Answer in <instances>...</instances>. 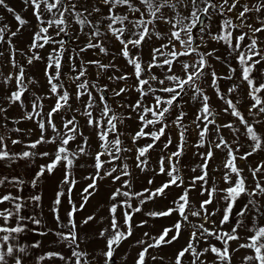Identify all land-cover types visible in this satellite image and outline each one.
Returning <instances> with one entry per match:
<instances>
[{"label":"snow or ice","instance_id":"snow-or-ice-1","mask_svg":"<svg viewBox=\"0 0 264 264\" xmlns=\"http://www.w3.org/2000/svg\"><path fill=\"white\" fill-rule=\"evenodd\" d=\"M23 4L26 6L25 11L31 9L36 21V28L27 45V51L17 48L11 38L17 37L28 21L5 0H0V7L12 14L17 23L15 31H12L7 24L0 26V44L7 45L6 62L14 69L7 75L0 73V84L4 86L14 84V90L8 88L4 100L9 106L18 105L24 109L21 117L13 123L33 121L39 130V137L25 144L27 150L12 153L7 149L6 143L10 137L0 135V161H15L36 156L50 158L47 164L39 166L31 180L32 187H36L45 174L51 175L57 167H63L61 187L55 193L50 208L56 228L38 232L33 228L31 231L40 236L52 233L58 242L70 249L68 257L60 252H46L37 257V264L52 258H57L64 264H99L97 257L102 259L103 264H113L116 249L122 241L133 234L131 223L133 214L141 211V207H133L131 201L137 199L139 205H143L157 197L165 196L167 190L172 187L183 189L172 201V206L161 211H150L146 215L160 218L175 214L178 218L171 226L163 228L157 236L144 233L151 242L143 239L137 241L142 247L137 254L135 264H146L150 249L173 245L179 241L185 231L188 232L187 241L175 252L172 264H185L186 258L188 264H232L233 254L241 249L249 252L242 258L243 264H264V223L260 222L264 219V161L248 169L253 180L251 188L243 175L244 170L237 165V160H247L253 154L264 151V135L258 132L256 127L264 124V119H261L264 117V46H262L264 41L260 36L264 34V0H254L253 3H242L241 0H219V2L217 0H94L91 5L88 4V0L83 4L80 0H23ZM103 9H107L106 13ZM213 15L221 17L215 33L212 32L210 24L200 27L205 17L210 21ZM2 20L3 17H0V21ZM253 20L254 23L249 22ZM160 24L168 26L166 33L162 34L158 31ZM73 25L78 28L73 30ZM197 28H199L198 38L194 32ZM81 36L86 37V42L78 49L72 47L69 50L66 40L71 42L75 38L79 41ZM205 37L225 46L227 57L216 55L219 48L204 50L207 49L208 44V39ZM153 38L161 43L151 48L149 60L144 61L142 58L144 44ZM113 41L120 46L118 55L132 69L130 73L122 72L120 75L113 73L108 76L110 81L124 84L122 87L111 89L113 98L129 92L138 95L135 103L117 105L119 108L127 107L130 113H135V119L138 121L137 130L130 134L132 147L125 146L122 139L125 134L120 131V126L125 120L133 119V116L115 110L106 98L108 86L98 83L100 77L107 74L110 69L119 71L114 62L115 57L105 64L101 60H85L82 55L89 50H96L97 54L107 56L109 53L105 45ZM46 46L53 47L45 59L37 50ZM17 54L24 57L29 66L36 61L45 64L47 93L43 96L33 93L28 104H25V94L30 91L29 85H34L36 81L27 76L24 64L17 60ZM5 55V51L0 50V57ZM66 56L69 62L67 74L63 72ZM228 58L235 61V67L228 63ZM77 59L80 61L79 64L76 63ZM210 59L225 64L228 74L219 75L214 65L210 63ZM89 65L95 66L98 70L96 80L88 78ZM154 69H159L160 75H157ZM257 72L259 76L255 75ZM65 75L69 84H65L62 79ZM130 79L131 84L128 83ZM234 79L239 83H232L226 92L221 89L219 83L221 80ZM205 85L211 87L217 98L223 102L224 107L220 111L213 109ZM244 86L250 101L247 105L248 116H245L238 107L240 100L234 102L231 98L234 93L243 90ZM70 87H74V93L69 91ZM93 91L97 95H94ZM73 96L80 104L74 110L71 104ZM84 97L86 99H83ZM185 97L188 99L185 100ZM146 98H150L151 103L146 104ZM45 99L54 100L46 113L43 103ZM189 102L199 105L195 119L192 121L198 135L194 147L200 149L207 145V150L197 153L202 158L197 166L200 175L192 178L188 188H183L184 180L180 173L179 159L184 154L188 131L184 124L187 115L184 104ZM66 110L74 111L76 114L70 118L62 115V127L58 128L54 118ZM174 110L176 114L169 120ZM8 111V107L0 105V116H3L5 128L9 119ZM221 112L235 118L239 125L243 126V132L241 133V129L233 122L218 123L217 117ZM77 114L85 119V125L94 132L98 150H89L91 147L89 137L84 135ZM170 126L177 129L179 142L176 151L170 152L167 156H160L157 173L165 175L167 179L155 189L145 188L140 192L131 191L130 180H123L120 187L109 196L111 201L108 206L109 225L98 232L99 238L105 242L104 247L95 257L90 258V254L80 248L79 226L75 214L84 209L89 198L98 189V181L109 178L116 183L123 177L131 176L128 163H117L128 159L123 155L124 153L134 151L135 167L145 171L149 164L148 153L162 137L167 135ZM49 129L53 133L51 136L47 135ZM213 129L218 139L209 141L208 135ZM222 129L232 132L234 139L231 143L222 135ZM8 131L19 134L22 129L16 127ZM31 131L29 129V132ZM238 133L249 141V150L240 155L238 153L241 152V148L233 147L234 144H238ZM78 138H80L79 142H77ZM142 139L151 142L140 145L138 142ZM74 142L76 147L72 148L71 144ZM11 143L17 145L22 141L11 139ZM42 144L54 145V151L36 152L35 150ZM171 144L172 139L169 136L163 145L164 149ZM217 150L225 154L221 179L226 187L218 188L215 183L211 187H205L208 183L209 162ZM82 156H88L93 161L91 167L94 171L84 177L91 182L80 193L82 202L77 206L72 200L73 188L77 183L73 177V169ZM5 183L12 184L17 191L22 192L21 186L25 181L17 177L0 178V185ZM152 183V180L148 181V184ZM198 183L201 186L200 195H206L207 199L200 200L196 206L192 204L189 192ZM63 186H67L66 190ZM65 195L70 205L65 213L66 222L60 216L62 197ZM120 197L124 199L119 200ZM242 197H246L247 200L236 210L237 202ZM28 199L38 205L41 196L32 195ZM216 199L223 202V207L209 212L208 206ZM4 203L10 206L0 209V264H24L28 249H35L41 245L39 241L31 245L20 244V237L29 231V223L40 226L42 221L34 216L22 214L26 206L22 195L4 194L0 196V204ZM118 209H124L123 227L117 217ZM218 212L222 215L217 223L211 218ZM191 218H196V222ZM95 219V215H88L80 224L88 225ZM146 223L147 221H142L137 226L143 227ZM207 224H211V227L206 226ZM226 224L231 225L230 230H224L223 226ZM241 230L245 235H241ZM213 240L219 242L220 246L212 243ZM241 240L244 242L238 243L237 248L231 247V242ZM202 242L206 245L203 248L200 247ZM159 259L162 261L163 257ZM152 260H157V257L153 256Z\"/></svg>","mask_w":264,"mask_h":264},{"label":"rangeland","instance_id":"rangeland-1","mask_svg":"<svg viewBox=\"0 0 264 264\" xmlns=\"http://www.w3.org/2000/svg\"><path fill=\"white\" fill-rule=\"evenodd\" d=\"M5 2L12 8L15 9L17 13H19L24 19L28 21V24L24 26V28L21 30L20 33H18L17 37L11 38L13 43L16 45L17 48L27 51V45L30 43V39L32 36L33 31L36 28V21L32 15L31 9L25 11L26 6L23 4V0H5ZM85 0H80V3L83 4ZM94 2V0H88V4L91 5ZM219 2V0H217ZM242 3H253L254 0H241ZM103 11L106 13L107 9H103ZM239 11V9H237ZM234 15V14H232ZM0 17H3V20L0 21V26L3 24H7L9 28L12 31L16 30L17 23L15 22L12 14L8 13L6 9L3 7H0ZM221 22V17L218 15H213L212 19L209 21L207 18H205L204 23L200 27H205L206 25H211V30L213 33L217 31V26ZM250 23H254L253 21H249ZM78 28V26L73 25V30ZM168 26L165 24H160L158 27V31H160L162 34L166 33ZM194 32L197 35V38L199 36V28L195 29ZM261 40L264 41V34H260ZM8 38V34L6 33V39ZM205 39H208L207 49L204 50H210L213 48H219L220 50L216 53V55H219L221 57H227V51L225 46L222 44H217L214 41H211L208 37H205ZM86 42V37L81 36L79 41H76L75 38L71 42L66 40V43L69 45V50H71L72 47H76L77 49L82 46ZM197 42L199 40L197 39ZM247 42V41H245ZM161 41L155 40L153 38L152 40L147 41L144 44L143 50H142V58L144 61L149 60L150 58V51L152 47L159 46ZM108 48V55L105 56L103 54H97L96 50H89L86 53H83V57L85 60H101L103 63L108 64L113 60V57H115V65L119 69V71H116L114 69H110L107 74L102 75L98 81L100 85H107L109 88V91L106 93V98L108 100V103L118 112L124 114V115H132L133 119L125 120V123L120 126V131L123 132L125 135L122 137L124 140V144L127 147H132L131 140H130V134H133L137 128H138V121L135 119V113H130L129 109L127 107L119 108L117 107L118 104H131L135 103L136 99H138V95L135 92H129L125 95H122L121 97H115L113 98V94L111 89L118 88L124 86L123 82H116V81H110L108 79L109 75H112L113 73L115 75H120L122 72H128L130 73L132 71L131 67L127 65L126 61L118 55L119 52V44L116 42H107L105 45ZM264 46V44H262ZM51 47L53 46H46L44 49L37 50L39 51V54L42 57H47V54L49 51H51ZM0 50H4L6 55L5 57H0V73L3 75H7L10 72H13L14 69L11 68V65L6 62L7 60V45L6 44H0ZM135 52V50H134ZM186 59V58H185ZM17 60L18 62L24 64L26 68L27 76L34 79L36 83L34 85H29L30 91L25 94V104H28V101L32 98L33 93L37 95H45L47 93V85L46 80L44 77V67L45 64L42 61H36L33 63V65L29 66L26 63V59L24 57L19 56L17 54ZM64 67L63 72L67 74L69 72V62L67 59V56L64 60ZM76 63L79 64V59L76 60ZM210 63L214 65L216 72L219 75H227L228 69L225 64H221L213 59H210ZM228 63H231L233 67L236 66L235 61L231 58H228ZM97 69L93 65H89L88 67V78L90 80H96L97 75ZM157 75H160L159 69H154ZM238 75V74H237ZM256 76H259V72L255 73ZM62 79L64 80L65 84H69V80L67 78V75L63 76ZM129 84L132 83V80L130 79L128 81ZM220 87L223 91L226 92L227 88L232 85V83H239L238 80L233 81H227V80H221ZM8 88H13L14 90V84L9 86H4L3 84H0V105H3L5 107L9 108V111L7 113L8 116V123L7 128H5L4 125V119L3 116H0V135H5L6 137H10L6 141L7 143V149L12 153H19L25 149V144L29 143L30 141H33L39 137V130L36 127L35 123L33 121H21L19 124L13 123L14 120L19 119L24 111V109H21L18 105L9 106L7 105V102L4 100V96L6 92L8 91ZM206 94L210 97L211 105L215 111H220L224 105L223 102L220 101L217 96L214 93V90L211 87H208L205 85ZM69 91L74 93V87H70ZM246 86L243 87V90L238 91L237 93H234L231 98L235 100H240V104L238 107L240 110L244 113L245 116H248L247 113V105L250 103L249 99L246 95ZM94 95H97L95 91H93ZM83 99H86L84 97ZM98 99V96H97ZM185 100L188 98L185 97ZM44 103V111L45 113L49 110L50 106L54 103V100L45 99L43 101ZM145 103H151L150 98L145 99ZM183 103V101H181ZM73 110L78 108L80 106L79 102L75 100L74 96L71 101ZM199 107L198 104L194 103H187L184 104V111L187 113L184 124L187 126L188 131L186 132V145L184 148V154L179 159V168L180 173L184 180L183 188H188L191 184L192 178L194 176L200 175V170L197 167L201 163V157L197 155L198 152H205L207 150V145L205 148L197 149L194 147V145L197 143L198 135L195 128V125L192 123V121L195 119L196 110ZM76 114L74 111H65L64 113H61L59 115L55 116V123L57 124L58 128L62 127V121L61 116L67 115L69 118ZM176 112L174 110L173 115L169 117V120L173 119ZM77 119L80 121V124L83 126L82 130L84 132L85 136L89 137V144L91 145L90 151L98 150V142L96 140L95 134L92 131V129L88 128L85 125V119L77 114ZM261 119H264L262 117ZM217 122L220 124L233 122L236 127L241 129V133L243 132V126L239 125V123L235 120V118L231 117L230 115L224 114L221 112V114L217 117ZM249 122H251V117H249ZM19 127L22 129L21 133H15L12 131H8V129ZM257 130L262 135H264V124L257 125ZM29 129L32 131L29 132ZM241 133L237 134L238 138V144H234L233 147L239 146L241 148V152L238 153V155L242 154L245 151H248V143L247 138L242 135ZM48 136L53 135L51 132V129L47 132ZM222 135L226 140H228L230 143L234 139L233 134L228 129H222ZM171 137L172 144L169 145L167 149H164L163 145L167 142L168 137ZM11 139H19L22 141V143L13 145L11 143ZM218 139V137L215 135L214 129L209 133L208 140L214 141ZM80 138H78L79 142ZM151 141L148 139H142L138 143L140 145H144L146 143H150ZM178 131L175 127L170 126L167 130V135L165 137H162L160 141L157 142L154 149L150 150L148 153L149 158V164L146 167L145 171H140V169L135 167V160H134V151L133 152H127L123 155L125 157H128L126 161H118L117 163H123L126 162L129 165V171L131 172L130 177H123L120 182L113 183L111 179L106 178L103 180L98 181V189L94 192L93 196L89 198L88 203L85 205L84 209L80 212L75 214V220L78 224V231L80 235V248L82 250L87 251L90 254L91 257H95L96 254L104 247V240L99 238L98 232L107 227L109 225V214H108V206L110 205L111 201L109 200V196L111 193L117 188L120 187L121 183L124 179H128L131 182L132 188L131 191L140 192L143 191L145 188H151L155 189L156 187L160 186L167 177L165 175L157 174L159 169V158L161 155L167 156L170 152L176 151V145L178 143ZM72 148L76 147V142L71 144ZM36 152H43V151H54V145L51 144H42L38 146V148L35 150ZM225 158L224 152H221L217 150L214 154L213 159L209 162L208 166V183L205 185V187H211L213 183H215V186L218 188H224L226 185L223 183V180L221 179L222 173L224 171L222 167V162ZM50 158H40L39 156L29 158V159H18L15 161H8V160H2L0 161V178L2 177H8L11 179L12 177H17L23 181H25L24 185H22V192L17 191V188L14 187L10 183H5L4 185H0V196L12 193L13 195H22L24 197V200L26 202V206L24 207L22 214L25 216H34L38 219H41L42 224L40 226L32 225L29 223L28 228L29 231H26L19 240L20 244L25 245H31L32 243L39 241L40 247L32 249H28L27 257L24 260V264H37V257L43 255L46 252L54 251V252H60L65 257L70 256V249L63 243L58 242L56 237L49 233L46 236H40L36 232L31 231V229L36 228L38 231H47V229H55L56 223L53 218V214L50 211V208L52 207V202L55 198V193L60 190V181L63 179V167L59 166L57 169L54 170V173L49 175L45 174L43 177L40 178L38 184L36 187H32L31 180L35 176L36 171H38L39 166L42 164H47L49 162ZM107 159V157H105ZM262 161H264V151H259L252 156H250L247 160H237V165L243 169V175L245 176L249 188L253 186V180L251 177L250 172L248 171L249 167H255L256 165L260 164ZM93 161L88 156H82L80 159L76 162V166L73 169V177L76 179L77 183L73 188L72 192V200L73 202L79 206L81 201L80 193L82 192L83 188L87 186L88 183H90V180H85L84 177L89 176L93 173L94 169L91 167V164ZM107 167V165H106ZM196 168V171H193V169ZM152 180L153 183L150 185L148 184V181ZM66 190L67 186H63ZM182 188H176L172 187L167 190L166 195L163 197H157L154 200H150L146 202L143 205H139V201L137 199H133L131 201L133 207L140 206L141 211L139 213L133 214L132 219V232L133 234L126 240L122 241L119 247L116 249L114 254V260L113 264H135V259L137 257L138 252L141 250V245L137 244V241L139 240H147L148 242H151L148 237L144 236V233H149V236H157L165 227L171 226L176 219L178 218L175 214L170 217H160V218H152L146 215V213L150 211H161L165 210L168 207L172 206V201L177 197L179 193L182 192ZM201 186L198 183L195 188L191 189L189 192L190 200L193 205L198 206V203L200 200L207 199V196H201ZM32 195H40L41 201L37 205L35 202L28 199V197ZM119 200L124 199L123 197L118 198ZM247 200L246 197H242L240 201L237 202V209L242 206L243 203H245ZM10 205L8 203L0 204V209L9 207ZM223 202L219 199L214 200V202L208 206V211L212 212L215 211L217 208H222ZM70 205L68 204V198L67 195L62 197V204L60 206V216L62 219L66 222V216L65 213L67 210H69ZM124 209H118L117 211V217L118 220L121 223V227H123V214ZM129 211H131L129 209ZM88 215H95L96 219L92 222H90L88 225H81L80 222ZM222 213L218 212L215 216H213L211 219L215 220L217 223L221 217ZM236 218V217H234ZM194 222H196V218H191ZM238 219V218H236ZM142 221H147L146 224H144L143 227H138ZM247 222V221H246ZM261 223H264V219L260 221ZM206 226L211 227V224H207ZM231 225L226 224L223 226L224 230H230ZM241 235H245L244 231L241 230ZM188 238V232L185 231L178 242L174 243L170 246H163L159 249H150L149 253L146 257V264H172V259L174 258L175 252L181 248L187 241ZM244 242L243 240L237 242L233 241L231 242V247L233 249L238 247V243ZM212 243L219 245V242L212 241ZM206 245L202 242L200 247L203 248ZM249 254L248 250L241 249L239 252H235L232 257V264H243L242 258ZM156 256L157 260L153 261L152 257ZM163 257V260L161 261L159 258ZM97 260H99V264H103L102 259L97 257ZM209 260L211 261V257H209ZM40 264H64L63 261L52 258L51 260L42 261ZM185 264H188L187 258L185 259Z\"/></svg>","mask_w":264,"mask_h":264},{"label":"water","instance_id":"water-1","mask_svg":"<svg viewBox=\"0 0 264 264\" xmlns=\"http://www.w3.org/2000/svg\"><path fill=\"white\" fill-rule=\"evenodd\" d=\"M206 18V17H205ZM205 18H204V20H205ZM201 26V25H200Z\"/></svg>","mask_w":264,"mask_h":264}]
</instances>
